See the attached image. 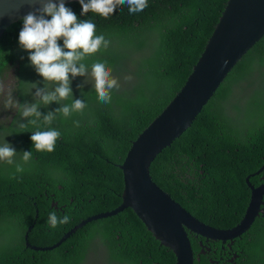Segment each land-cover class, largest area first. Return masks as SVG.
<instances>
[{
  "label": "trees",
  "instance_id": "trees-1",
  "mask_svg": "<svg viewBox=\"0 0 264 264\" xmlns=\"http://www.w3.org/2000/svg\"><path fill=\"white\" fill-rule=\"evenodd\" d=\"M226 3L149 0L148 7L136 14L130 15L126 6L119 5L110 16L92 14L97 30L109 34L111 42L87 59L89 63L97 57L106 59L120 90L106 105L99 100L95 87L80 84V75L73 78V95L83 90L88 102L70 117L57 115L53 127L62 135L55 150L34 152L32 166L18 179L9 178L11 166H0V264H85L99 242H103L111 264H177L173 253L156 241L131 209L88 224L57 250L52 249L75 227L69 223L71 219L55 226L46 221L51 208L59 210L53 202L63 206L60 212H70L75 219L81 213L84 220L111 212L122 203L124 173L119 165L132 142L189 79ZM66 6L80 18L78 2ZM21 27L20 21L12 24L0 40V83L14 70L17 84L12 93L26 88L29 78L24 74L33 69L27 52L17 43ZM143 47L151 52L137 55L132 64L135 77L125 85L118 73L120 65L130 64ZM175 48L193 56L191 66L173 61ZM255 61H264V37L225 78L192 126L167 146L151 167L152 180L161 190L199 222L218 230L230 229L243 219L249 202L246 178L264 160L260 155L264 148V93L253 97L258 110L252 129L234 125L230 110H226L234 88L245 84L258 70ZM87 79L91 81V71ZM57 107L52 103L39 111L43 115ZM18 113L16 110L8 125L0 126L4 131L0 134L17 152H23L31 148V133L26 131L32 128L13 127ZM234 157L243 158L233 162ZM31 226L29 245L52 252L27 249L25 235ZM188 237L194 264H210L212 251L219 244L208 245L191 234ZM235 242V264H264V218L256 219L246 237ZM216 262L229 264L227 260Z\"/></svg>",
  "mask_w": 264,
  "mask_h": 264
},
{
  "label": "water",
  "instance_id": "water-1",
  "mask_svg": "<svg viewBox=\"0 0 264 264\" xmlns=\"http://www.w3.org/2000/svg\"><path fill=\"white\" fill-rule=\"evenodd\" d=\"M9 2L0 0V36L8 25L40 6L39 0H27L15 11L6 7ZM74 2L77 0H65L66 5ZM263 37L264 0H227L195 70L124 158L123 202L111 212L94 216L86 225L116 217L131 208L154 238L173 253L177 264H193L188 232L194 238L213 243L246 237L258 215L264 184L254 191L248 178L251 197L243 220L233 228L218 230L191 217L163 193L153 183L149 169L152 161L189 129L240 55L248 53Z\"/></svg>",
  "mask_w": 264,
  "mask_h": 264
},
{
  "label": "clouds",
  "instance_id": "clouds-1",
  "mask_svg": "<svg viewBox=\"0 0 264 264\" xmlns=\"http://www.w3.org/2000/svg\"><path fill=\"white\" fill-rule=\"evenodd\" d=\"M26 2L27 0H10L6 7L19 11ZM77 2L80 5V18L66 6L65 0H39V7L28 11L20 18L22 27L18 32L17 43L22 50L27 52L28 64L42 78V86H38L35 82L30 84L29 92L32 89L35 90L31 92L32 102L26 101L21 104L14 99L10 101V103L17 105L19 109L18 115L20 119L13 122V127L27 128L31 126L32 128V131H26L31 133L29 137L31 148L28 151L17 152L4 139L5 136L0 138V166H11L10 179H18L21 174L29 170L34 160V152L52 153L55 150L57 141L62 135L59 129L53 127V122L58 114L63 117H70L73 112L81 110L87 104L88 101L86 96L83 95V90H81L80 94L73 95L71 87L73 78L85 74V78L78 82L80 84H91L87 79L88 73L91 71L98 98L106 105L111 102L113 94L120 90L119 82L112 75V68L108 65L106 59L97 57L92 59L90 63L87 59L91 53L102 46H108L111 42L109 34L102 30H97L96 20L92 14L99 13L103 16H110L118 5L121 8L126 6L130 15L136 14L148 7L149 0H77ZM87 13L91 14L86 15ZM154 32L160 34L159 30L154 29ZM141 52H151V49L143 47L142 51H137L135 58L130 64L120 65L118 73L125 85L130 84L135 77V67L132 64ZM173 55V61L183 66H191L193 56L188 52L175 48ZM255 62L258 65L264 64V61L262 62L263 64L258 61ZM91 86L93 85L91 84ZM181 87L180 85V88L178 87L177 89L180 90ZM174 93L173 88V96ZM52 103L59 105V107L42 115L39 109L41 107L47 108ZM260 155L263 159L264 148ZM242 158L234 157L232 160L237 162V160ZM246 186L249 188L248 184ZM58 208L62 211L63 206H58ZM59 210L56 208L49 210L46 221L49 225L55 226L70 219L69 223L72 227L84 224L85 220L81 213L75 219L71 218L70 212H60ZM260 212L261 210L258 211L257 217ZM257 217L256 219H258ZM198 238L195 237L194 239ZM237 240L235 239L234 241ZM27 249L29 248L27 247ZM50 251L52 252V250ZM43 264H48V262ZM100 264L104 263L101 262Z\"/></svg>",
  "mask_w": 264,
  "mask_h": 264
},
{
  "label": "rangeland",
  "instance_id": "rangeland-1",
  "mask_svg": "<svg viewBox=\"0 0 264 264\" xmlns=\"http://www.w3.org/2000/svg\"><path fill=\"white\" fill-rule=\"evenodd\" d=\"M14 70L8 71L3 81L0 83V126L8 125L14 118L18 106L14 103H10L11 100H16L19 103L23 104L24 102H32L31 92L34 89L30 90L31 83L35 82L38 86H42L41 80L36 73L34 68L30 71L29 75L24 74V78L28 79L26 88L20 93H12L13 89L16 87L17 80L14 77ZM84 79L81 74L78 78L79 80ZM90 83L94 87V77L91 79ZM264 93V64L259 65L258 70H255L252 76L247 80L245 84L237 85L233 90L232 98L226 102V110H230V116L234 118L232 121L234 125H237L241 128H250L252 129L254 123L256 122L258 110L257 105H254L253 97H259ZM259 102V101H258ZM256 102V103H258ZM252 117V120H251ZM19 115L16 117V120H19ZM245 119V121H243ZM0 129V133H2ZM3 134H0L2 138ZM103 242H99L98 246L92 250L90 260L87 264H111L109 261V256L107 252L104 251Z\"/></svg>",
  "mask_w": 264,
  "mask_h": 264
},
{
  "label": "bare ground",
  "instance_id": "bare-ground-1",
  "mask_svg": "<svg viewBox=\"0 0 264 264\" xmlns=\"http://www.w3.org/2000/svg\"><path fill=\"white\" fill-rule=\"evenodd\" d=\"M223 14V13H222ZM222 16V15H221ZM10 26H12V25H8L7 27H6V29H5V31L2 33V35L0 36V40L2 39V37H3V35L5 34V32H6V30L10 27ZM217 26V25H216ZM216 28V27H215ZM212 36V35H211ZM211 38V37H210ZM210 38H209V40H210ZM209 40H208V42H209ZM208 42H207V44H208ZM207 46V45H206ZM206 46H205V48H206ZM205 48H204V50H205ZM204 52V51H203ZM203 54V53H202ZM202 54H201V56H202ZM247 53H244V54H242V55H240V58L238 59V62H237V64L244 58V56L246 55ZM201 56H200V59H201ZM200 59H199V61H200ZM199 61L197 62V64L199 63ZM197 64L194 66V68H193V71L195 70V68H196V66H197ZM237 64L234 66V67H232V69L229 71V72H227L224 76H223V79H222V81H221V83L225 80V78L227 77V76H229V74L231 73V71L232 70H234V68L237 66ZM192 71V72H193ZM221 83H220V85H221ZM220 85H219V87H220ZM218 87V88H219ZM146 131H143L140 135H138V137L132 142V144H131V146H130V149H129V151L127 152V155H128V153L131 151V149L133 148V146L135 145V143L138 141V140H140V138L142 137V135L145 133ZM164 151V150H163ZM126 155V156H127ZM158 157V156H157ZM157 158H155L153 161H152V163H151V165H150V169H149V172H150V176H151V167H152V165H153V163L155 162V160H156ZM122 164L121 165H119V168L121 169V171L124 173V171L122 170ZM263 169H264V163L261 165V167H260V169L258 170V172L256 173V174H258L259 172H261V171H263ZM202 174H203V172H201V175L200 176H202ZM151 179H152V177H151ZM123 180H124V176H123ZM153 181V180H152ZM153 183H155L154 181H153ZM156 184V183H155ZM157 185V184H156ZM158 186V185H157ZM262 186V185H261ZM159 187V186H158ZM260 187V186H259ZM258 187V188H259ZM160 188V187H159ZM258 188H253L252 187V189L255 191L256 189H258ZM161 190V189H160ZM125 191H126V187H125V182H124V191H123V193H122V197H123V195H124V193H125ZM163 193H165V194H167L165 191H163V190H161ZM167 195H169V194H167ZM169 197L175 202V203H177V204H179L177 201H175L170 195H169ZM122 202H123V200H122ZM180 205V204H179ZM181 206V205H180ZM53 207H57L58 208V203H56V202H53ZM182 207V206H181ZM183 208V207H182ZM264 208V201H261V204H260V207H259V210H261L262 211V209ZM127 209H131V208H127ZM126 209V210H127ZM184 209V208H183ZM132 210V209H131ZM133 211V210H132ZM184 211L185 212H187L191 217H193L188 211H186L185 209H184ZM108 213V212H107ZM133 213H134V211H133ZM104 214V213H103ZM135 214V213H134ZM100 215V214H99ZM96 216V215H95ZM135 216L138 218V216L135 214ZM94 216H92V217H90V218H88L87 220H85V222H84V224H82V225H80V226H78V227H75L71 232H69L68 234H65L64 235V238L56 245V247H54L52 250H57L59 247H61L63 244H65L71 237H73V235L76 233V232H78L79 230H81V229H83L84 227H86L87 225V223L93 218ZM194 218V217H193ZM138 219H140V218H138ZM195 219V218H194ZM145 225V224H144ZM146 226V225H145ZM147 227V226H146ZM31 229H32V226L28 229V232L26 233V235H25V244L27 245V247L29 248V249H31V250H34V251H36V252H48V251H50L51 249H41V248H36V247H31L30 245H29V243H28V233L31 231ZM147 229L150 231V229L147 227ZM151 232V231H150ZM152 233V232H151ZM226 241H234V240H226ZM160 243V242H159ZM189 243H190V249H191V253H192V259H193V264H194V254H193V250H192V246H191V241H190V239H189ZM235 243V242H234ZM161 244V243H160ZM162 246V245H161ZM163 247V246H162ZM200 255L202 256V253H200ZM234 259L236 260V257H234ZM88 263V262H87ZM87 263H85V264H87Z\"/></svg>",
  "mask_w": 264,
  "mask_h": 264
},
{
  "label": "flooded vegetation",
  "instance_id": "flooded-vegetation-1",
  "mask_svg": "<svg viewBox=\"0 0 264 264\" xmlns=\"http://www.w3.org/2000/svg\"><path fill=\"white\" fill-rule=\"evenodd\" d=\"M257 172H255V173H257ZM253 174H250V175H253ZM249 176L246 178V183H247V179L249 178L248 183L251 187L258 188L259 186L264 184V169H263V171L259 172L258 174H255V176H251V177H249ZM248 192H249V201H250V197H251V189L250 188H248ZM262 201H264V195H263ZM257 218H264V208L262 209V211L260 212V215ZM234 242L235 241H225L222 243L217 242L219 244V247L218 248L215 247L214 250L212 251L213 259H212V261L209 260L210 264H218V262H216V259H218L220 262L223 260H227V263L235 264L234 257H237V255L234 253V249H233V247L236 245V242L235 243ZM207 244L210 245V244H214V243L209 242ZM207 251L209 253L211 252V250L209 248H207Z\"/></svg>",
  "mask_w": 264,
  "mask_h": 264
}]
</instances>
